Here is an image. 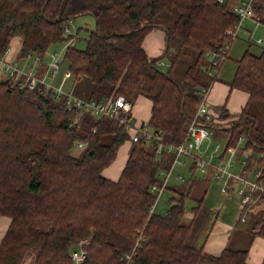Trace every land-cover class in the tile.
I'll return each instance as SVG.
<instances>
[{
  "label": "trees",
  "instance_id": "1",
  "mask_svg": "<svg viewBox=\"0 0 264 264\" xmlns=\"http://www.w3.org/2000/svg\"><path fill=\"white\" fill-rule=\"evenodd\" d=\"M231 1L0 0V58L16 36L22 38L20 57L43 56L55 42L73 36L66 29L74 16L92 14L96 26L84 47L67 46L66 66L75 79L92 80L91 97L149 98V129L178 143L202 88L218 79L208 67L204 72L199 67L206 53L220 50L230 39L227 30L239 19ZM172 10L177 17L167 29V51L173 36L184 49L172 54L164 69L161 57L150 56L143 42L152 28H164L153 23L155 18ZM255 16L264 24V0H256ZM182 55L193 60L180 83L174 71ZM236 62L230 85L247 91L248 102L224 128L207 124L228 134V146L245 134L264 182V124L248 109L256 101L264 104V44L259 53L247 48ZM45 89L0 80V215L11 218L0 240V264H21L28 248L34 250L31 264H73L70 248L80 242L87 249L81 264H251L247 247L228 246L214 255L186 242L189 188L170 186L174 196L167 212L149 214L155 199L151 185L160 181L159 169L172 163L173 153L157 155L155 141H132L120 122L70 110L65 98L53 100ZM222 116H229L225 108ZM28 134L43 145L23 155ZM128 140L133 144L120 176H105L103 170ZM78 141L84 142L80 155L73 152ZM198 208L193 207L194 213ZM259 225L257 233L264 236V219ZM138 229L143 237L136 242Z\"/></svg>",
  "mask_w": 264,
  "mask_h": 264
},
{
  "label": "crops",
  "instance_id": "2",
  "mask_svg": "<svg viewBox=\"0 0 264 264\" xmlns=\"http://www.w3.org/2000/svg\"><path fill=\"white\" fill-rule=\"evenodd\" d=\"M248 20L250 21L249 26L255 24L252 19ZM246 30L249 33V29L246 28ZM167 37L168 34L165 29L154 27L145 36L143 46L148 54L155 55L161 51ZM247 40L249 41V38ZM19 41L20 36L14 37L6 53L1 58L14 62L24 69L37 67L40 70L42 67L45 68V57L35 60V55L38 53L24 58L19 56ZM247 48L242 43H232L228 53L229 57L222 63L217 74L218 79L211 82L208 103L211 105L213 115L217 118L222 116L223 108H225L226 113L229 114L227 118L236 119L248 102L249 93L247 91L230 85L237 68L236 61ZM231 56L235 58V65L227 63ZM8 78H10V75L6 73L0 62V80ZM76 81L79 94L91 97L94 88L92 80L87 76H82ZM88 93H90L89 96H87ZM138 97L143 99H139L138 102L137 99L135 100L132 111L133 119L139 122L148 121L151 116L152 102L144 95ZM126 142L129 146L123 147L124 149L121 147L115 161L103 170L105 176L114 180L120 176L133 144L129 140ZM251 175L252 173L249 174V176ZM191 180H193L191 183L193 186L198 183L196 186L201 188L202 195L196 198L197 202L192 204L191 210L187 209L185 212L184 221L191 223L186 242L197 248L202 247L205 252L214 255L220 254L228 246L232 248L247 247L248 262L261 264L264 260V236L257 233L260 225L259 227L256 226L259 221L264 219V197L254 193L247 206L242 207L240 197L236 193H222L218 186L216 187L217 193L214 192L215 187L212 186L213 183L210 181L209 173L195 176ZM189 189L191 191V187ZM197 205H199L198 211L194 213L193 207ZM242 215L246 217L245 221L241 220ZM10 221L9 216L0 215V240L5 234Z\"/></svg>",
  "mask_w": 264,
  "mask_h": 264
},
{
  "label": "built area",
  "instance_id": "3",
  "mask_svg": "<svg viewBox=\"0 0 264 264\" xmlns=\"http://www.w3.org/2000/svg\"><path fill=\"white\" fill-rule=\"evenodd\" d=\"M224 2L225 0H218ZM233 10L238 15V20L233 27L227 30L230 35V39L225 41L224 46L218 51L210 52L212 58H209V70L208 73L213 76L217 72L219 64L226 59L229 53L233 41L238 37L239 32L245 27V21L252 19L255 23V29L249 30V38L256 43H264L263 37H255V31L259 25L263 24L255 16V3L256 0H234ZM247 28V27H246ZM70 32V28L66 29ZM64 53H51L48 59L49 68L52 69V75H56L60 69H62L61 62L64 58ZM31 55V53H30ZM0 62L4 70H7L9 75L17 78L20 74H26L23 84L29 88H33L37 82V77L32 71L26 72L24 68L19 67L17 64L0 58ZM64 70V77L71 74V70L68 68ZM48 69L44 73L41 82L43 85L51 90L54 97H63L66 99V104L68 108H78L83 112H91L96 117L107 118L120 122L125 126V129L131 135L133 141H138L144 139L148 143L155 141L156 154H161L162 151L166 153H173L174 157L172 163L170 164L168 171L163 170L165 173L162 177V181L154 183L151 185V190L155 193V203L152 205L151 211L156 212L155 208L158 203L159 198L163 194L166 188L169 186V182L172 177L177 180L185 182L190 180L181 171L175 173L177 166H187V159H190L191 163L189 165V170L192 169L203 171L206 168L214 167L216 169L215 176H213L214 181H218L219 178L227 181L226 178L232 177L234 179L241 180L244 184L242 188L239 189V193L245 191V187L248 186L249 181L252 182V190H259L261 195L264 196V182L260 179L261 168L257 167L255 175L256 177L251 178L246 177L244 180L243 176L239 175L237 171L233 172V166H238L240 162L245 163L248 157L253 153V148H245L246 136L241 134L238 137V142L233 146H228L226 141H215L213 137L214 128L209 126L207 123L218 122L220 117H215L213 113L210 112V106L208 103L207 89L202 88L200 92V103L197 105L196 113L191 117L188 122L185 133L178 143H172L164 140L158 133L149 129L147 121L137 122L131 117L134 102L129 100L125 95L118 94L114 96L113 94L106 99L98 98H82L81 96L73 93L71 89L67 90L63 88L62 84L53 85L46 80ZM242 143V145H240ZM264 156V152L262 153ZM174 170V172H173ZM192 171V173L194 172ZM174 173V176H173ZM222 173V175H221ZM187 181V182H188ZM225 189V188H223ZM251 199V194H244L240 196V202L242 207H245ZM167 212V211H166ZM244 216V215H243ZM242 216V221L246 220ZM143 230L141 231V234ZM143 237V236H142ZM141 239V238H140ZM139 242V240H138ZM86 256L85 251H79L74 249L71 251V257L74 264H80ZM131 253L127 255L129 258Z\"/></svg>",
  "mask_w": 264,
  "mask_h": 264
},
{
  "label": "rangeland",
  "instance_id": "4",
  "mask_svg": "<svg viewBox=\"0 0 264 264\" xmlns=\"http://www.w3.org/2000/svg\"><path fill=\"white\" fill-rule=\"evenodd\" d=\"M231 2H232L231 5L233 7L235 1L232 0ZM176 17H177V10H172L171 12L170 11H163L155 18L153 23L162 24L164 27L163 29H165L167 31L168 28H171ZM249 23H250L249 20L245 21L246 26L243 27V29L239 32L238 37L233 41V44L242 43V45L246 46V48L249 47L251 51L259 53L261 51V48L263 47L264 43H256L249 38V35H248L249 33H247L246 27H247V29L252 30V31L255 29V24H252L251 26H249L248 25ZM95 26H96L95 18L92 14H81L78 16H74L70 22V32L73 34V36H71L69 39L60 40V41H57L54 44H52V46L50 47V49L47 51V53L45 55L42 56L40 53L35 55V60H38L41 57H45V68L42 67L40 70L37 67H35V68L31 67L29 69H24V71H26V72L32 71L33 74L37 77V82H35L36 85L30 89H34L40 84L45 88V86L43 85V82H41L40 79H42V77L44 76V73L48 69V73H47V77H46L47 81H49L51 84L56 85V86L59 84H62L63 88H65L67 90L71 89L73 91V93H75L76 95L81 96L82 98L86 99L85 96L79 94L78 83H75V82H77L76 80H78V79H75L72 71H71V74L69 76L64 77V70L63 69L68 68L66 66L67 59L63 58V61L61 62L62 69H60L59 72L55 76L52 75V69L49 68L48 59L50 58L51 53L65 52V49H67V46L71 43H73L77 46H80V47H84L85 43H86V39L89 36V33L91 32L92 29L95 28ZM255 37L256 38L257 37H263L264 38V25L263 24L259 25V27L256 29ZM247 38H249V41L247 40ZM170 44H171L170 49L167 51L168 45H169V40H167V41L165 40L163 48L161 49V51L159 53H156L155 55H150L152 57H161L160 61L162 63V67L164 69H166L169 66V63L172 61V54H175L176 52L184 49V47L180 43L179 38L176 36L171 37ZM19 47L21 50V47H22V38L21 37H20V41H19ZM20 50L18 53L19 55H20ZM26 56H31V55H30V53H27L26 55L23 56V58ZM209 58H212V55H209L208 53H206L205 59L203 60V62L200 64V67H199L201 72H204L207 67L209 68ZM192 60H193L192 57L185 56V55L180 56V58L178 59L177 64L175 66L174 75L180 83L184 82L185 70H186L187 66L192 62ZM227 63H229V65L230 64L235 65L236 64L235 58L231 56V58H229ZM68 69H70V68H68ZM5 71H6V73H8L7 70H5ZM25 75L26 74H24V73L20 74L17 78L10 76V79L14 80V81L23 82L25 79ZM26 77H27V75H26ZM213 80L214 79H211V81H213ZM45 90H47V89H45ZM48 94L50 96H53L51 90H48ZM89 95H90V93L87 94V96H89ZM52 99L57 101L59 99H63V97H54L53 96ZM136 99L138 102L139 99H143V98L138 97ZM209 106H210V112L213 113L210 104H209ZM248 109L251 113H253L257 117V119L260 123L264 124V104L262 102L256 101L253 104H251ZM232 120H235V119L234 118L228 119L226 116L225 117L221 116L220 121H218V122L212 121V122L215 124L214 125L215 128H224L225 126L229 125V122ZM137 122H139V121H137ZM213 137H214L215 141H222V142L226 141V144H227L228 134L225 131L215 129L213 132ZM238 140L239 139L237 138L236 142L233 145H235L238 142ZM42 145H43V142L41 141V139L37 138L33 134H28L26 136L25 141H24L22 148H21L22 154L26 155L31 149H39L42 147ZM240 145H242V143H240ZM128 146H129L128 142H125L121 147L126 148ZM83 147H84V142L81 143V141H78L76 143L75 147L73 148V152L77 155H80L83 151ZM249 147H251V146H249ZM249 147H247L245 144V148H249ZM252 155H253V153L248 157V159L245 163H242V161H241L238 166L234 165L233 169H232L233 172L237 171V173L239 175L243 176L244 180L248 179L246 177H248L250 173H252V175L250 176L251 178L256 177V175H255L256 170H253V168L255 169L258 166H257L256 161L252 159ZM187 162H188L187 166H184V167L183 166H177L175 169V173H177L178 171H181L182 174L183 175L186 174L185 176L187 178H190V180L189 181L186 180L185 182H182L181 180H177L174 177H172L170 182H169V186H168L169 188L165 189V191L163 192V194L161 195V197L158 200V203H157L156 208H155V211L157 213L165 214L166 211L168 210L169 198L174 196V192L170 189V186H173V185H178L179 187L186 189V190L191 187L190 195L188 198H186V207H187V209L191 210L190 208H191L192 204L194 202H197L196 198L202 195L201 188H198L196 186L198 183L195 186L191 185V183L193 181V180H191V178H193L195 176H197V177L201 176V174H204V173L210 174V179H211L210 181H212L211 183H213L212 186L215 187V190H214L215 193H217L216 187L218 186L222 193H227V194L236 193L239 197L240 196L242 197V195L249 194V193L251 194V198H252V194H254V193L257 194L258 196H261L260 191L257 189L252 190V192H250L251 191L250 187H252L251 181H249L248 186L245 187V191H242L240 194L239 189L244 186L243 182L241 180H239V179H241V177H239V179H234L232 177H229V178H226L227 181H224L223 179L219 178L218 181H214L213 176H215L214 174L216 172V169L214 167L206 168L202 172L199 170L194 171V169H192L191 172L192 171H194V172L191 173L189 171V165L191 163L190 159H187ZM163 170L168 171L169 168L164 167V168L159 169V173H158L159 178H160L159 182L162 181L161 179H162L163 175L165 174L162 172ZM173 172H174V170H173ZM221 175H222V173H221ZM173 176H174V173H173ZM259 177H261V172H260ZM156 183H158V182H156ZM179 183H181V184H179ZM223 188H225V189H223ZM250 201H251V199H250ZM155 202L156 201L154 199L152 205ZM149 214H150V212H149ZM243 217L245 218V216H243ZM142 230L143 229H141V230L138 229L139 232H138V235L136 236V242H138V240H140V238H142V234H141ZM75 246H76V244L71 246V248H70L71 251L74 249H78L79 251H85L86 252L85 258H86L87 257V249L83 246V243L80 242L79 244H77L76 247ZM25 252L26 253L24 255V259H23L21 264H31L32 261L34 260V250L28 248ZM85 258H84V260H85ZM73 264H74V261H73ZM89 264H99V263L97 261L93 260Z\"/></svg>",
  "mask_w": 264,
  "mask_h": 264
},
{
  "label": "bare ground",
  "instance_id": "5",
  "mask_svg": "<svg viewBox=\"0 0 264 264\" xmlns=\"http://www.w3.org/2000/svg\"><path fill=\"white\" fill-rule=\"evenodd\" d=\"M225 60H223L220 64H219V67H218V70H217V72H216V76H217V74H218V72H219V70H220V67H221V65H222V63L224 62ZM215 80V79H214ZM24 82V81H23ZM23 82H21V85L22 86H26V85H24L23 84ZM210 86H211V83H210V85H208V86H204L203 88H206L207 89V96H208V93H209V90H210ZM46 88V87H45ZM47 89V88H46ZM47 90H49V89H47ZM86 98H93V97H86ZM75 109H78V108H70V110H75ZM78 110H80L81 111V113H83V111L81 110V109H78ZM131 136V135H130ZM133 141V140H132ZM82 143V142H81ZM151 209H152V207L150 208V213L152 214V213H154L153 211H151Z\"/></svg>",
  "mask_w": 264,
  "mask_h": 264
}]
</instances>
